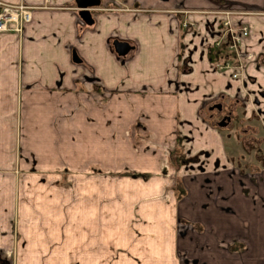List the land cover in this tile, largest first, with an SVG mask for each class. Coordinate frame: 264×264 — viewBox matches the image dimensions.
Masks as SVG:
<instances>
[{
    "label": "crops",
    "instance_id": "crops-1",
    "mask_svg": "<svg viewBox=\"0 0 264 264\" xmlns=\"http://www.w3.org/2000/svg\"><path fill=\"white\" fill-rule=\"evenodd\" d=\"M0 1L32 7L0 32V264H264V167L234 172L204 114L264 129V0H99L90 24ZM221 9L248 28L239 79L209 58Z\"/></svg>",
    "mask_w": 264,
    "mask_h": 264
},
{
    "label": "built area",
    "instance_id": "built-area-1",
    "mask_svg": "<svg viewBox=\"0 0 264 264\" xmlns=\"http://www.w3.org/2000/svg\"><path fill=\"white\" fill-rule=\"evenodd\" d=\"M32 7L26 4H7L0 1V32L13 31L22 34L25 25L31 21ZM217 13L222 14L225 20L222 21L223 34L216 40L213 45L219 46L222 40L226 39L228 48L233 51V59L216 65L220 70H227L233 79H239L243 75V60L252 59L253 55L241 49V42L248 35L247 26H234L229 20L234 12L221 10Z\"/></svg>",
    "mask_w": 264,
    "mask_h": 264
},
{
    "label": "rangeland",
    "instance_id": "rangeland-1",
    "mask_svg": "<svg viewBox=\"0 0 264 264\" xmlns=\"http://www.w3.org/2000/svg\"><path fill=\"white\" fill-rule=\"evenodd\" d=\"M204 114L207 118V110H204ZM241 114V108L237 112L235 110L236 117L238 115L241 117ZM238 120H232L234 122L232 125L220 129L223 134H226L227 157L229 158L231 169L242 175L249 173L251 170L257 173V169L262 170L264 167V160H261L264 156L263 126L258 123L255 125L254 122L244 121L241 124L238 122L236 127ZM178 151L180 152V149ZM177 156H179V153Z\"/></svg>",
    "mask_w": 264,
    "mask_h": 264
},
{
    "label": "flooded vegetation",
    "instance_id": "flooded-vegetation-1",
    "mask_svg": "<svg viewBox=\"0 0 264 264\" xmlns=\"http://www.w3.org/2000/svg\"><path fill=\"white\" fill-rule=\"evenodd\" d=\"M230 105H229V104ZM240 109L239 107H234L233 104L227 100H224V98H215L212 100L210 105L208 106V119L210 122H212L214 125L218 126L219 128H226L229 125H232L234 122L232 120H238L236 122V127L239 124L244 122V119L238 115V117L235 116V110ZM239 114V113H238ZM227 118H230L229 120ZM226 123L225 126H219L218 123L222 122ZM249 122H254L255 125L261 124L262 121L259 119V115H254L250 118Z\"/></svg>",
    "mask_w": 264,
    "mask_h": 264
},
{
    "label": "water",
    "instance_id": "water-1",
    "mask_svg": "<svg viewBox=\"0 0 264 264\" xmlns=\"http://www.w3.org/2000/svg\"><path fill=\"white\" fill-rule=\"evenodd\" d=\"M99 3H100L99 0H79L78 1V7L80 8L79 15L84 22L88 24L93 22L92 14L89 10H87V8L91 6H98ZM112 45H113L115 53L118 56H125L131 50L134 49V47L130 45L129 42L118 40V39L113 40ZM227 119L229 120L230 118H227ZM218 125L225 126L226 123L224 122V120H222V122L218 123Z\"/></svg>",
    "mask_w": 264,
    "mask_h": 264
},
{
    "label": "trees",
    "instance_id": "trees-1",
    "mask_svg": "<svg viewBox=\"0 0 264 264\" xmlns=\"http://www.w3.org/2000/svg\"><path fill=\"white\" fill-rule=\"evenodd\" d=\"M209 58L212 62L215 63V65H218L220 63H224L227 60L233 59V51H231L228 48V45L226 42H224L222 45L214 46L213 48L209 49ZM261 160H264V157L261 158ZM181 163V162H180Z\"/></svg>",
    "mask_w": 264,
    "mask_h": 264
}]
</instances>
